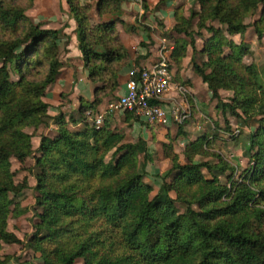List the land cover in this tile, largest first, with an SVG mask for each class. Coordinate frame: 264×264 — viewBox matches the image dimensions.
Listing matches in <instances>:
<instances>
[{
  "label": "trees",
  "instance_id": "1",
  "mask_svg": "<svg viewBox=\"0 0 264 264\" xmlns=\"http://www.w3.org/2000/svg\"><path fill=\"white\" fill-rule=\"evenodd\" d=\"M122 1L95 0L96 14L118 13ZM196 2L199 9L188 17L173 13L172 29L192 36L197 18L196 27L212 33L199 50L205 59L198 63L192 58L191 65L222 112L241 127L255 125L246 134L247 164L239 172L212 146L216 125L187 141L181 153L174 151L172 140L162 143L170 165L152 175L146 167L153 153L143 137L126 142L106 118L98 126L87 121L117 91L120 75L137 66L128 60L112 22L88 23V0L66 4L92 99L79 97L76 119L63 113L53 117L55 130L41 134L34 149L27 128L48 126L42 96L62 67L60 41L69 38L61 29L29 21L24 8L0 0V251L3 244L21 242L8 231L7 219L18 213L28 187L25 178L15 182L11 159L22 163L36 153V221L26 243L34 255L25 264H74L79 259L82 264H264V83L257 67L242 59L246 45L208 25L217 21L230 35L240 33L245 18L261 6L260 18L252 22L261 39L264 0ZM190 44L194 54L193 40ZM185 51L176 42L169 56L179 64ZM221 90L232 93L229 101H221ZM121 113L129 125L145 124L132 110ZM69 121L81 127L72 130ZM181 126L177 135H186ZM224 129L237 141L228 122ZM152 176L159 179L155 192L153 183L144 182ZM0 264H7L1 253Z\"/></svg>",
  "mask_w": 264,
  "mask_h": 264
},
{
  "label": "rangeland",
  "instance_id": "2",
  "mask_svg": "<svg viewBox=\"0 0 264 264\" xmlns=\"http://www.w3.org/2000/svg\"><path fill=\"white\" fill-rule=\"evenodd\" d=\"M7 2L24 8V15L29 21L39 23L46 29H61L69 38L68 40L62 38L60 41L59 59L62 62V66L65 65L74 69L72 83L62 85L61 90L65 89L64 92L61 90V92L58 91L62 83L61 80L59 83L55 82L60 79L61 67L54 82L47 86L42 100L48 104V115L50 116L48 126L45 128L39 126L37 129L27 128V132L32 134V146L36 149L39 144L40 135L43 133L52 135V131L55 130L56 125L54 124L53 117L63 113L65 115H72L74 119L78 118L79 115L76 113V110L79 107V97L85 98L80 92L82 84H78L81 81H79V72L77 73L76 71L79 66L82 67L81 53L78 56L80 59L73 54L78 49L75 32L76 26L68 11L66 0H7ZM88 2L91 6L88 11V23L90 25L112 22V28L118 35L121 43L124 45L127 42H132L131 45L134 47H129L130 52L125 47L130 56L128 60H131V58L135 60L139 55L144 62H148L150 64L149 66H152L162 57L166 56L169 59V69L173 78V84L183 85L187 89L186 82L188 81L184 80L182 82L179 80V74L176 72L184 68L192 69V58L198 63L205 59V56L199 50L202 48L203 43L209 37H212V33L203 28L199 30L196 27L197 18L193 19L191 23L190 30L193 34L192 36H187L184 33H176L172 29L175 25V19L172 13L177 11L178 14H183L185 17H188L191 10L197 11L199 9L196 0H151L149 3L150 6L147 5L146 0H142L141 2L136 1L135 4L138 5L137 10H133V5H130L127 1L123 5H120V11L118 13H105L102 16L96 14L95 0H88ZM144 5L146 8H144ZM122 6L124 10H122ZM139 7L142 8V11L138 10ZM260 13L261 6L254 14L245 18V24L247 26L242 32L237 34L230 35L226 27L217 21L209 22L208 25L219 30L221 29L227 39L235 43L242 42L246 45L247 50L243 54L242 59L245 63H253L257 67L260 73L259 79L264 83V37L257 39L252 27V22L260 18ZM121 34L124 36L125 43L120 38ZM191 40H193L196 49L194 54H192L191 50ZM141 42L145 46L140 44ZM176 42L179 45L186 46V53L181 57L179 64L169 56ZM140 52H143V54L140 55ZM136 64L140 66L138 63ZM82 70H84L83 67ZM191 75L196 76V81L193 86L196 95H192L195 101L188 93L183 92L180 93V97L187 105L181 103V101L173 103L174 106L179 108V111H182V106L180 107L179 104L186 107L185 112H183L186 115V119L184 120L186 122L184 123L181 121H172L170 125H155L152 127L146 125L145 122L142 125L139 122H134L131 125L125 123L122 120L121 111H109L108 109V105L114 103L118 98L120 94L119 87L114 95L112 94V96L104 98L103 102L98 106L97 112L93 115L90 114L87 121L96 125V117L102 115V120L99 125L106 118L112 129L124 134V141L134 142L138 137H143L147 141L148 149L153 153V163H149L146 167L147 171L152 173V175L154 173H164L170 165L169 160L162 154V143H167L172 140L174 151L181 153L187 141L193 140L195 137L203 135L207 131L209 134V125H216V127L214 126V131H212L216 132L212 146L215 150L227 157L234 165H237V171L239 172L247 164L246 157L244 156V151L246 150V134L253 131L255 125L250 123L248 126L241 127L239 121L234 116L228 112H222L221 107L216 106V100L211 99L209 90L199 80L198 75L194 71ZM11 76L12 79L16 78L14 73H11ZM174 78L176 82H174ZM176 88L177 86L174 89L177 90ZM231 95L232 93L230 91H220L221 101H229ZM91 99L92 96L88 98V100ZM86 114H89V110L86 111ZM227 122L230 129L239 136L237 141L233 142L229 137V132L225 131L224 128ZM179 124H182L181 131H185L188 134L187 136L177 135ZM68 126L72 130L81 127L79 123L75 124L71 121L68 122ZM35 155L36 153L26 158L22 163L11 159V169L15 171V182H21L25 178L28 182V187L23 190L18 213L10 214L7 219L8 231L14 233L21 241L16 244L2 245L0 253L7 260V264H25V262L33 260L32 257L34 254L27 248L26 243L33 232V224L36 221V210L34 206L35 191L33 189L35 185ZM151 178H144V182L153 183L155 192L157 189L155 183H159V179L155 176ZM74 264H82V261L79 259Z\"/></svg>",
  "mask_w": 264,
  "mask_h": 264
},
{
  "label": "built area",
  "instance_id": "3",
  "mask_svg": "<svg viewBox=\"0 0 264 264\" xmlns=\"http://www.w3.org/2000/svg\"><path fill=\"white\" fill-rule=\"evenodd\" d=\"M169 68V59L166 56L152 66H132L127 72L123 92L118 95L114 103L108 105L109 111L132 110L150 127L169 124L171 120L184 123L185 106L179 105L182 106V111H179L177 106L165 108L160 102L175 86L179 93L186 92L183 85L173 84ZM101 120L102 115H98L95 119L96 126Z\"/></svg>",
  "mask_w": 264,
  "mask_h": 264
},
{
  "label": "crops",
  "instance_id": "4",
  "mask_svg": "<svg viewBox=\"0 0 264 264\" xmlns=\"http://www.w3.org/2000/svg\"><path fill=\"white\" fill-rule=\"evenodd\" d=\"M129 2V4L130 5H133V10H135L136 8H138L137 6L138 5H136L135 4V2L136 1H139V2H141L142 0H124L123 2H122V4L121 5H123V3H125V2ZM145 1V0H144ZM151 2V0H146V3H147V5H149V3ZM150 6V5H149ZM122 10H124V8H123V6H122ZM137 10V9H136ZM138 10H141L142 11V8L141 7H139V9ZM163 12H166V11H163ZM166 14V13H165ZM167 15V14H166ZM166 15H164V16H166ZM170 16V15H169ZM172 16H173V13H172ZM120 38H121V40L123 41V43H125L124 42V36L121 34V36H120ZM131 43L132 42H127V43H125L124 45H125V47L127 48V49H129V47H134V46H132L131 45ZM129 52H130V49L128 50ZM73 54H75L76 56H77V58L78 59H80L78 56L80 55V52H79V50L78 49H76V51H75V53H73ZM138 54V53H137ZM140 55H142L143 54V52H140L139 53ZM134 58H131V63L133 62V64H131V65H135L136 63H138L140 66H138V67H148L150 64L148 63V62H144L143 60H142V58H140L139 57V55H138V57H137V59H135V60H133ZM204 60V59H203ZM79 65H81V64H79ZM137 65V64H136ZM181 66H182V64H181ZM182 68H183V66H182ZM185 69V68H184ZM178 69L179 71H177L176 73H178L179 74V80H181L182 82L184 81V80H186V81H188V82H186L187 83V89L185 88V91H186V93H188L189 95H190V97L191 98H193L192 97V95H196V93H195V91L193 90V86H194V82L196 81V76H194V75H191V74H193V70L192 69ZM61 70H62V72H61V74H60V79L57 81V82H55V83H59L60 82V80H61V86H60V88L58 89V91H60L61 90V88H62V85H66V84H71L72 83V75H73V73H74V69L73 68H71V67H69V66H65V65H63L62 66V68H61ZM189 70V71H188ZM77 73L79 72V78H80V80L79 81H81V82H78V84H82V89H81V94H83L84 96H85V99H88L89 97H91L92 96V86H91V84H90V82H89V80L87 79V73H86V71L85 70H82V67L81 66H79L78 68H77ZM78 75V74H77ZM126 77H127V72H123V74H121L120 75V77H119V92H120V94L123 92V90H124V83H125V81H126ZM199 78V77H198ZM199 80H200V78H199ZM174 82H176V80H175V78H174ZM180 82V81H179ZM181 82V83H182ZM185 83V84H186ZM205 85V84H204ZM206 86V85H205ZM70 87H72V85H70ZM185 87V86H184ZM55 89V88H54ZM53 89V91H55ZM65 90V89H64ZM64 90H61V91H63L64 92ZM53 91H52V93H53ZM60 91V92H61ZM51 93V94H52ZM187 94V95H188ZM193 100L195 101V99L193 98ZM181 101V103H183V104H185V105H187L186 103H184V101L182 100V98L180 97V93L177 91V90H175L174 88H172L170 91H168L164 96H163V98L161 99V104L165 107V108H168L169 106H172L173 105V103L174 102H180ZM190 101V100H189ZM179 105H182V104H179ZM171 122H172V120L170 121V123H169V125L171 124ZM186 122V121H185ZM188 134L186 133V135L185 136H187ZM183 136V135H182ZM190 139V138H189ZM188 139V140H189ZM149 179V178H148ZM156 184V183H155ZM155 186V185H154Z\"/></svg>",
  "mask_w": 264,
  "mask_h": 264
}]
</instances>
